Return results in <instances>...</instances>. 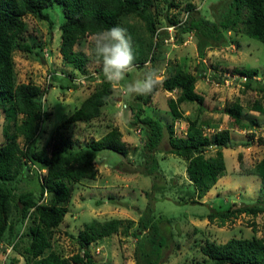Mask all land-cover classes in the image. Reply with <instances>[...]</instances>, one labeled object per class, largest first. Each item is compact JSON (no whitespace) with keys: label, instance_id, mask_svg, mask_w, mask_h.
<instances>
[{"label":"rangeland","instance_id":"1","mask_svg":"<svg viewBox=\"0 0 264 264\" xmlns=\"http://www.w3.org/2000/svg\"><path fill=\"white\" fill-rule=\"evenodd\" d=\"M225 1L152 0L149 5L158 31H164L159 48L162 61L157 70L163 76L177 68L205 75L200 74L194 82V91L202 98L198 102L178 104L181 117L174 118L167 106L168 98L176 95V88L168 91L157 87L150 100L140 104L141 113L156 116L164 122L171 121L177 135L182 134L190 119L207 134L228 127L230 137L236 141L233 147H220L225 173L198 198V202L174 200V195L190 187L179 185L187 183L185 160L167 151L165 133L153 151L144 149V127L130 122V107L138 103L134 97L117 96L111 90L108 101L100 106L95 117L65 120L80 100L100 83L101 65L87 59L77 69L61 57L58 24L64 16L59 3L43 7L48 20L32 13L24 14L22 39L31 49L13 48L11 56L15 80L33 82L41 87L39 99L45 115L36 145L48 150L58 144L78 147L115 125L128 147L125 156L107 148L98 150L94 171L86 172L70 183L66 211L61 221L45 232L47 246L43 254L53 250L66 256L80 251L77 235L82 231L92 259L88 264H149L150 260L154 264H181L201 261L203 254L199 246L206 240L222 242L230 236L264 237V211L256 214L241 212L222 224L216 217L210 220L206 216L210 210L222 209L231 203L264 201L260 176L240 172L237 158L240 152L242 162L251 165L264 154V142L257 141V136L264 132V113L249 108L253 99L264 104V98L254 88L255 83L243 86L244 76L237 71L241 67H254V76L264 82V43L243 32L224 29L219 41L211 40L200 57L194 34L180 32L177 25L185 16L188 3L192 13L215 20ZM169 18L176 22H168ZM92 35H86L73 48L88 56ZM148 68L147 61L135 65L124 83L142 77ZM49 72L52 74L47 78ZM232 101L242 105L240 124L229 122L222 109ZM125 104L126 119H121L118 112ZM6 128L10 129L11 124L0 106V142L5 139L3 131ZM18 140L21 141L20 137ZM151 157L157 163L155 175L148 171ZM152 182L154 187H150ZM28 186L34 188L32 180ZM23 228L24 222L17 223L14 232ZM14 232L5 229L0 236V264H25L22 255L12 246Z\"/></svg>","mask_w":264,"mask_h":264},{"label":"trees","instance_id":"2","mask_svg":"<svg viewBox=\"0 0 264 264\" xmlns=\"http://www.w3.org/2000/svg\"><path fill=\"white\" fill-rule=\"evenodd\" d=\"M53 2L60 4L64 16L58 24L59 53L77 69L87 59H97L92 44L88 56L75 50L73 45L81 42L88 34H95L114 25L126 29L134 47V64L147 61L151 68L157 69L162 61L159 48L164 31L157 29L156 20L149 8L152 0H0V106L11 124L10 129H4L5 139L0 142V236L5 229L14 232L15 224L24 222L23 230L14 232L12 246L22 255L25 264H88L92 259L82 231L77 235L80 251L66 256L53 250L42 253L47 246L45 232L61 221L70 196V183L80 179L86 172L94 171L96 152L107 148L125 156L128 147L115 125L78 147L58 144L48 150L36 145V137L45 115L39 99L41 87L33 82L15 80L11 51L13 48L31 49L22 39L24 14L32 13L37 18L48 20L43 7ZM190 8L191 4L188 3L185 16L177 25L180 32L191 31L194 34L200 57L211 40L219 41L224 29L243 32L264 43V0H226L219 18L215 20L194 14ZM168 22L176 21L169 18ZM237 71L244 76L242 85L248 87L255 83L254 88L264 98V82L254 76L256 69L241 67ZM200 74L205 75L177 68L163 76L164 82L159 87L168 91L173 88L177 90L174 97L168 98L167 104L174 118L182 115L179 103L198 102L202 98L201 94L194 91V82ZM211 74L214 75V72ZM98 77L100 83L65 116L66 121L88 120L99 114L100 106L109 99L112 85L104 79L102 70ZM152 94L134 97L138 103L130 107V122L144 127L142 145L147 152L157 147L165 133L167 151L185 160L187 183L179 185H190L173 198L175 201L198 202V198L225 173L220 147H233L236 141L230 137L228 127L207 134L191 119L186 122L182 134H175L171 121L164 122L156 116L141 113L140 104L147 103ZM249 108L264 113V104L257 99L252 100ZM222 109L229 122H242V105L238 101H232ZM257 141L264 142V132L257 136ZM240 157L241 153L238 152L240 172L260 176L264 189V154L251 165H245ZM148 164V171L154 172L156 160L151 157ZM152 174L155 175V172ZM30 180L34 188L28 186ZM150 187H154L153 182ZM258 211H264V201L241 205L231 203L225 208L210 210L206 216L210 220L216 217L218 223L222 224L241 212L256 214ZM199 250L203 254L201 261L181 264H264V237L230 236L222 242L206 240L200 244ZM150 261L149 264H154Z\"/></svg>","mask_w":264,"mask_h":264},{"label":"clouds","instance_id":"3","mask_svg":"<svg viewBox=\"0 0 264 264\" xmlns=\"http://www.w3.org/2000/svg\"><path fill=\"white\" fill-rule=\"evenodd\" d=\"M93 54L101 65L104 79L112 85L117 96L133 98L148 96L164 82L163 75L155 68H148L143 76L124 83L126 75L135 68L136 60L133 44L126 29L114 25L92 35ZM127 105H121L118 116L126 119Z\"/></svg>","mask_w":264,"mask_h":264},{"label":"built area","instance_id":"4","mask_svg":"<svg viewBox=\"0 0 264 264\" xmlns=\"http://www.w3.org/2000/svg\"><path fill=\"white\" fill-rule=\"evenodd\" d=\"M51 74H52V72H51V73L49 72V73L47 74V78H49V77L51 76Z\"/></svg>","mask_w":264,"mask_h":264},{"label":"crops","instance_id":"5","mask_svg":"<svg viewBox=\"0 0 264 264\" xmlns=\"http://www.w3.org/2000/svg\"><path fill=\"white\" fill-rule=\"evenodd\" d=\"M250 110H252V109H250Z\"/></svg>","mask_w":264,"mask_h":264}]
</instances>
